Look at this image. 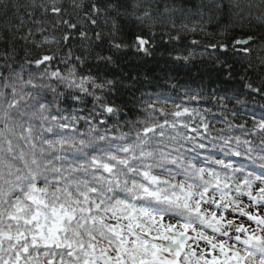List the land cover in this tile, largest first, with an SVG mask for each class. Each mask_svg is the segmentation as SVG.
Instances as JSON below:
<instances>
[{
    "label": "snow or ice",
    "instance_id": "obj_1",
    "mask_svg": "<svg viewBox=\"0 0 264 264\" xmlns=\"http://www.w3.org/2000/svg\"><path fill=\"white\" fill-rule=\"evenodd\" d=\"M73 7L100 29L94 39L80 32L88 54L69 48L20 62L18 43L42 47L47 21L77 25L58 0L0 3V264H264V111L242 113L237 91L187 87L178 101L148 97L129 114L106 95L113 80L81 70L88 55L110 65L102 46L128 48V23L184 9L176 0ZM227 7L241 22L258 10L264 22V0ZM148 45L137 35L131 46L149 55ZM251 45L264 49V34L231 47L247 57ZM256 59L264 68V55ZM245 88L264 96V85ZM208 100L218 110L211 120L212 107H199Z\"/></svg>",
    "mask_w": 264,
    "mask_h": 264
},
{
    "label": "trees",
    "instance_id": "obj_2",
    "mask_svg": "<svg viewBox=\"0 0 264 264\" xmlns=\"http://www.w3.org/2000/svg\"><path fill=\"white\" fill-rule=\"evenodd\" d=\"M6 2L7 0H0V3ZM11 2L15 4L21 0H11ZM58 2L66 6L63 19L71 20L77 28L73 30L68 25L59 23V17L47 21L48 30L44 36L48 40L42 47L32 45L23 47V42L18 43L20 62L44 54L57 53L59 57L69 48L72 49L74 55L88 54V41L81 39L80 32L86 30L88 35L94 39V32L100 29L94 28L83 18L82 11L73 7L74 3L86 4L87 0H58ZM242 2L249 3L251 0H242ZM255 2L259 3V0ZM229 3L230 0H176V4L181 6L183 11L177 10L172 14L160 15L143 25L138 22L128 23L125 28L128 48L110 52L105 42L102 50L105 55H112V64L97 65L95 53L92 52L88 55L87 63L81 70L85 73L91 70L94 75L113 80V93H106V95L110 100L122 105L124 110L131 115L136 114L133 105L140 103L141 99L166 95L178 101L182 90L190 87L203 88L206 92L215 91L217 94L237 91L242 94V99L247 104L241 112L247 113L254 110L258 118L264 111L262 107L264 96L249 93L245 84L251 83L254 88L264 85V68L260 67V61L256 59L257 56L264 55V49L258 45H251L252 54L246 57L242 51L233 50L231 45L237 38L264 34V22L258 19V10L254 11L250 20L245 14L246 18L241 22L239 17L227 7ZM100 24H104L102 19ZM28 26L30 25L25 26V31ZM107 30L105 27V32ZM137 35L149 41V55L138 53L131 46L135 43ZM44 36H38L37 42L43 40ZM66 36L69 37L67 41L64 39ZM193 41L197 43L193 44ZM217 43L228 44V51L209 47ZM95 51H101V48ZM184 57H189V59L185 60ZM249 61L253 65L251 68ZM58 62L57 60L52 63L53 70ZM59 66L63 68V65ZM229 66H231L230 69ZM172 85L176 87L173 88ZM165 106L169 109L172 107L171 104ZM210 106L212 111L208 113V117L211 120L212 115L218 111L212 105V101L208 100L199 105L202 110ZM91 108L92 100L89 97L85 111ZM243 120H247L248 126L251 127L253 122L251 115H242L241 121ZM212 123L217 127L220 126L214 120Z\"/></svg>",
    "mask_w": 264,
    "mask_h": 264
}]
</instances>
